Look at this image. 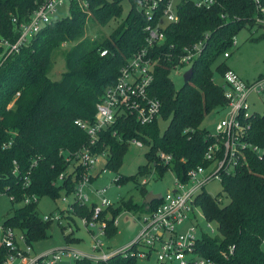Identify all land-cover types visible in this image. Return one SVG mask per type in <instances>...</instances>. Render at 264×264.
<instances>
[{"label": "trees", "instance_id": "obj_1", "mask_svg": "<svg viewBox=\"0 0 264 264\" xmlns=\"http://www.w3.org/2000/svg\"><path fill=\"white\" fill-rule=\"evenodd\" d=\"M40 2L0 0V39L15 43L20 35L18 28L29 22ZM122 3L123 0H93L91 15L71 5L69 16L41 27L17 53L5 58L4 48L0 47V195H6L10 203L17 205L0 226L21 234L25 245L43 240L51 226V222H42L38 216L40 199L49 197L58 202L63 190L66 194L74 191L81 174V169L68 173L71 164L60 153L73 154L89 143L74 120L94 121L95 107L105 88L116 83L121 67L145 44L147 22L134 7L122 17ZM254 12L251 0H216L210 9H198L190 3L180 6L179 20L168 24L164 31L166 42L155 52L160 61L154 67L149 95L160 102L158 118L142 125L133 116L124 115L99 134L95 151H108L106 171L120 167L131 141L148 147L144 154L146 164L138 168L135 176H118L116 184L135 180L149 167L160 177L170 171L184 181L188 171L208 165L205 152L213 138L207 129H202L203 120L226 105L223 88L214 77L219 75L222 79L229 70L220 58L233 46V38L242 29L255 25ZM88 20L102 28L110 22L116 27L107 36L91 39L86 37ZM201 42L202 51L191 65L188 81L175 89L170 71L178 64L185 47ZM62 45L72 47L64 52L65 71L55 81L49 76L52 56ZM104 50L107 53L101 57ZM247 120L250 128L244 140L263 153L245 151V163L237 166L234 175L222 177L221 194L212 197L203 191L195 200L204 219L217 229V236H201L197 251L204 258L225 264H264V113L252 114ZM159 121L167 123L163 132ZM159 154L170 156V162L164 163ZM61 174L66 175L65 179L59 180ZM31 196L38 201L22 205ZM160 202L161 199L149 202L146 213L155 210ZM72 207L75 217L92 214L88 205L76 203ZM122 207L136 206L131 201L119 207L113 205L103 216L110 214L115 219ZM60 213L63 215L64 211ZM60 227L68 244L79 242ZM116 234L117 227L109 221L107 239ZM8 254L0 247V264ZM137 262L136 256L116 255L97 264ZM75 264L90 262L79 260Z\"/></svg>", "mask_w": 264, "mask_h": 264}, {"label": "built area", "instance_id": "obj_2", "mask_svg": "<svg viewBox=\"0 0 264 264\" xmlns=\"http://www.w3.org/2000/svg\"><path fill=\"white\" fill-rule=\"evenodd\" d=\"M92 1L41 0L33 11L29 22L18 28L20 35L15 43L10 44L8 41L0 39V47L4 48L2 56L7 58L11 53H17L27 40L39 33L41 27L56 18L69 16L71 5H75L86 15H91L90 4ZM251 1L255 6L252 22H254V26L264 30L262 0ZM123 2H126L130 8L134 7L147 22L144 30L145 44L121 67L116 83L105 88L102 100L95 107L94 121L89 123L79 119L74 120L73 124L86 133L89 143L73 154L60 152L71 164L68 173L81 169L79 172L81 174L73 188L74 191L66 194V191L63 190L58 202L65 203L68 207L67 210H63L64 213L73 217H75L72 214L73 204L78 203L92 207L90 217L76 216L92 240L90 247L92 254L67 247L48 250L36 255L33 253L31 245H25L21 234H17L13 229L0 226V247L9 251L8 258L5 260L9 264L16 262L18 264H61V262L75 264L79 260L97 264L106 262L116 255H121L124 258L136 256L137 261H149L154 257L155 264H225L204 258L197 251L201 236L207 234L202 231L199 222L200 219L207 220L204 219L200 207L195 203L196 197L206 191V185L209 183L221 184L223 176L234 175L237 166L246 161L245 151L250 150L257 155L263 153L257 146H250L244 139L250 128L247 119L252 114L258 113L252 110L255 103L251 98L256 101L264 98V76L248 83L231 70L226 71L222 77L221 87L224 91L225 113L216 124L215 133H210L213 143L208 146L205 152V160L208 165L205 168L191 169L184 181L171 172L175 176L173 190L166 192L155 210L141 215L139 220L142 222V227L137 238L114 251L107 250L108 248L105 246V240H109L106 237L109 221L115 227L118 224L116 218L113 219L110 214L103 216V212L113 205L104 197L106 189L89 192V194L94 193L99 197L97 202H91L93 197H90L86 192V187L91 184V179L101 177L103 173L107 172L105 166L109 160L108 151H95L99 134L102 130L114 125L116 120L124 115L133 116L142 125L154 123L159 116L161 106L156 98L153 99L149 95V88L154 80V67L160 61V57L156 56L155 52L161 49L166 42L165 29L168 24L176 23L179 20L180 6L184 3H190L198 9H210L216 4V0H123ZM201 51L202 42L185 47L175 68L186 66V64L192 65L194 60L200 57ZM106 53L104 50L100 56L103 57ZM223 56L225 59L230 57L228 51ZM130 143L138 147L142 145L141 142L135 140ZM159 155L164 163L170 162V156ZM99 161H102L104 166L95 171ZM65 177L66 175L61 174L59 180H63ZM28 185L29 180L25 186ZM37 201L35 196L27 197L22 205ZM64 213L61 215L60 211H55L44 215L41 219L42 222L56 221L60 226H63L60 220L64 217ZM212 224L214 223L207 221L206 231L216 232ZM63 227L65 229V226ZM68 234H72V230ZM20 245L24 248L22 249ZM229 252L232 253L231 248H229ZM223 255L227 256L226 253Z\"/></svg>", "mask_w": 264, "mask_h": 264}, {"label": "rangeland", "instance_id": "obj_3", "mask_svg": "<svg viewBox=\"0 0 264 264\" xmlns=\"http://www.w3.org/2000/svg\"><path fill=\"white\" fill-rule=\"evenodd\" d=\"M123 15H127L130 11V7L126 2L122 3ZM63 14V13H61ZM86 37L91 39H98L109 35L116 27L115 23L110 22L108 25L102 27L96 26L92 21L86 22ZM234 45L228 50L229 58H220L226 67L235 71L244 82H250L260 76H264V30L256 26L242 29L235 37ZM72 45H62L56 49L53 53V67L49 76L53 80L60 78V73L65 71V61L63 60V54L69 50ZM191 65L174 68L170 71V79L175 89H179L183 84L188 81L190 76ZM217 85L222 84V79L219 75L214 77ZM254 101L253 111L259 114L264 113V98L257 100L251 98ZM225 109L221 108L219 111L213 112L206 116L203 120L202 129H207L211 134L215 133V126L219 122V119L223 117ZM159 129L163 132L167 126L166 122H157ZM148 151V147L141 145L136 146L130 143L127 150L123 154V160L119 168L116 171H108L103 173L101 177H98L92 181L90 185L86 187V192L90 197H93L92 201H98L99 197L94 193L91 195L89 192L93 190L106 189L104 197L109 200L114 207L121 206L122 203L131 201L136 207L133 209L123 208L116 216L117 234L109 240H105V246L109 251L120 249L131 241L135 240L141 230L142 222L139 220L141 215L146 213L149 202L152 200L161 199L168 190H173L174 174L170 171L165 172L163 176H159L158 173L153 171L152 167L146 171L144 175L136 176L135 180L128 179L124 183L116 184L115 179L118 176L131 177L135 176L138 172V168L141 165L146 164L145 153ZM104 166L102 161H99L95 171L101 169ZM206 192L214 197L221 194L222 186L217 182H212L206 185ZM226 204L227 199H223ZM17 207L16 204L10 203L6 195H0V223L4 218L11 214L13 208ZM38 216L43 217L49 213L58 212L60 209L67 210L65 203L53 201L49 197H43L37 204ZM61 225L65 226L64 234L70 233L72 230V238L79 239L77 243L68 244L63 236L61 227L58 222H51V226L47 231V236L43 240L32 243L33 253L36 255L44 253L48 250H56L61 248H71L79 250L87 254H92L90 250L92 240L89 237L86 229L76 217L71 216L68 213H64V217L60 220ZM207 221L200 219L199 226L210 236H217V232L211 233L206 231ZM212 227L216 229V225L212 224ZM209 230V229H208ZM201 236V235H199ZM22 247V245H20ZM24 247H22L23 249ZM3 264H9L3 262ZM15 264H18L16 262ZM61 264H66L61 262ZM137 264H155V258L152 257L149 261L138 260Z\"/></svg>", "mask_w": 264, "mask_h": 264}]
</instances>
